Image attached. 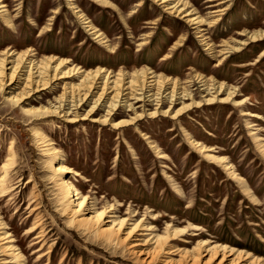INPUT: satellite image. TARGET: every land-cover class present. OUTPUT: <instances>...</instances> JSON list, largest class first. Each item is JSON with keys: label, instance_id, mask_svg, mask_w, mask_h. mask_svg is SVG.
I'll use <instances>...</instances> for the list:
<instances>
[{"label": "rangeland", "instance_id": "1", "mask_svg": "<svg viewBox=\"0 0 264 264\" xmlns=\"http://www.w3.org/2000/svg\"><path fill=\"white\" fill-rule=\"evenodd\" d=\"M2 1L9 14L18 17L10 30L0 19V50L7 46L17 52L32 48L37 58L56 56L84 70L103 68L113 74L149 68L181 83L197 74L224 82L236 93L229 103H201L176 118H143L119 130L92 123L93 118L104 115V108L68 124L63 118L27 115L0 96V173L12 152L11 170L2 186L4 196L0 197V221L26 264H137L126 248L94 233L86 234L64 215L44 141H51L55 151L62 153L64 163L73 170L66 178L80 196L89 195V205L96 203L95 209L101 210L112 204L116 206L110 214L113 219L128 218L123 234L150 211L165 217L150 221L159 233L169 221H175L176 227H198V231L177 239L180 249L191 250L199 240H209L264 259V156L253 139H261L264 145V40L247 45L216 66L193 27L189 29L178 17L164 13L151 0H109L114 8L98 6L93 0ZM140 1L141 6L135 8ZM186 1L203 18L209 10L227 4L213 7L217 3L213 0ZM68 3H75L103 33L113 53L85 32ZM229 4L219 24L207 29L210 42L216 46L222 40L232 44V40L245 39L238 35L240 31H264V0H231ZM53 9L58 14L51 15ZM133 9L135 13L129 15ZM43 26L49 30L38 36ZM149 32L148 45L137 52L136 45ZM183 35L182 46L171 50ZM168 53L170 59L166 60L164 55ZM62 87L63 83L56 81L27 106H46L62 93ZM196 88L192 92L201 94ZM237 100H244V104L235 106ZM181 107L177 101L173 111ZM89 109L87 101L79 114L85 115ZM241 110L253 116H241ZM131 116L120 107L115 119ZM191 140L213 148L208 153L224 157L243 178L255 201L222 168L210 163L205 153L195 150ZM151 145L157 146L165 158L156 157ZM129 211L134 215H126ZM32 225L38 226L27 234ZM39 234L41 239L36 243ZM49 249L47 256L37 258ZM3 259L0 251V263Z\"/></svg>", "mask_w": 264, "mask_h": 264}, {"label": "bare ground", "instance_id": "2", "mask_svg": "<svg viewBox=\"0 0 264 264\" xmlns=\"http://www.w3.org/2000/svg\"><path fill=\"white\" fill-rule=\"evenodd\" d=\"M93 1L98 6L114 8V5L109 0ZM151 1L156 6H160L164 13L178 17L189 29L193 27L192 30L195 31V36L200 45L208 55L216 60V66L220 65L231 54L239 53L247 45L264 40V31L247 33V30L238 33L239 36L245 38L244 40H232V44L222 40L216 46L208 40L206 36L207 29L214 28L219 24L224 12L229 9L231 0H213L217 2L212 5L213 7L224 2H227V4L222 8L216 7L218 9L209 10L206 18L199 15L197 10L186 0ZM141 3V1L136 3L135 8L140 7ZM68 4L85 32L98 45L113 53L114 49L109 46L103 33L91 23L89 18L82 13L83 11L75 3ZM7 8L6 3L0 0V19L3 25L10 30L14 27V19L18 16L12 17ZM17 10H19V7H17ZM134 13L135 9L131 10L129 15ZM56 14H58L57 9L51 10V15ZM53 17L48 19V22H51ZM48 30V26L41 27L38 31V36H42ZM150 35L151 32L138 42L136 45L137 52L148 45ZM184 40L185 36L183 35L178 41L173 43L171 50L180 48ZM164 59H170L169 53L164 55ZM56 81L63 83V91L55 100L46 106H27L34 100L33 97H38L42 91H47L51 84ZM194 87L200 89L202 93L197 95L193 93ZM15 91L17 92L15 93ZM235 95L234 87H229L224 82H217L213 78H205L197 74L187 77L181 83L177 78L156 74L149 68H141L132 72L118 70L113 74L112 71L103 68L84 70L77 65H72L69 60L59 59L56 56L37 58L32 48L17 52L13 47L7 46L0 50V96L4 97L3 99L8 104L10 103L15 108L20 107L25 114L34 115L39 119L63 118L66 123L75 124L81 121L79 120L80 116L85 119L88 114H92L96 109L104 108V115L93 118L92 123L110 126L113 130H119L120 128L134 126L143 118H176L193 108L199 107L201 103H229L233 101ZM196 98L200 100L196 101ZM87 101L90 103V109L85 115L79 114L80 108L86 105ZM177 101L181 102L182 107L173 111V106ZM166 104L169 106L163 110L162 107ZM243 104L244 100L235 101V106L237 107ZM120 107L131 113L132 116L127 119H115L116 111ZM146 107H150L152 110L146 112ZM136 110H140V113ZM121 114L127 115L123 111ZM241 116H253V114L247 112V110H241ZM252 126L254 125L250 124L249 127ZM250 134L254 135L255 133L252 132ZM253 139L259 152L264 156V145L260 141L261 139L256 137H253ZM44 143V151L50 159L49 170L54 176L55 184L60 191L64 215L70 216L71 224L84 229L86 234L94 233L104 237L108 242L114 243L113 245L115 246L126 248L135 258L137 264H225V261L226 264H264L263 258L251 255L244 250H235L226 244H211L209 240H199L191 250L180 249L179 246L181 245L177 239L185 237L191 232L198 231V227L191 224L185 227H176L174 225L175 221H169L159 233V228L157 229L150 221L159 222L165 217L160 214H152L150 211H145L141 217L134 221L130 229L123 234L128 218L113 219L110 214L116 210V206L112 204H106L101 210L95 209L94 205L96 203L89 205V195L80 196L73 183L66 178V175L71 174L73 170L64 163L65 159L62 153L55 151L54 143L51 141H44ZM190 145L199 153H205L204 156L210 160V163L222 168L231 180L239 183L243 192L251 200L255 201L254 196L243 184V178L224 157L208 153L213 152V148L199 145L195 141L191 140ZM151 148L156 157L165 158L160 154L157 146L151 145ZM11 154L1 166L0 197L4 196L2 186L11 166ZM130 214L131 211L128 214L126 213V215ZM37 226H30L26 233L34 232ZM5 229L7 227L0 221V251L2 256H4L0 264H26V258L12 244L13 240L10 234L4 231ZM35 239H37L36 243H39L41 234L36 236ZM181 241L184 242V240ZM40 249L41 246L37 251ZM49 252L50 249L44 254L38 253L37 258L41 259L47 256ZM219 256L221 257L220 259H218ZM213 260L218 261L216 263Z\"/></svg>", "mask_w": 264, "mask_h": 264}]
</instances>
